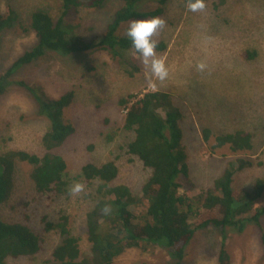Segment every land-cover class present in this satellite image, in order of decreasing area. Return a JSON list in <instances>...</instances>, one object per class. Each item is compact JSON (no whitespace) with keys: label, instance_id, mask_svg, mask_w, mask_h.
Here are the masks:
<instances>
[{"label":"rangeland","instance_id":"1","mask_svg":"<svg viewBox=\"0 0 264 264\" xmlns=\"http://www.w3.org/2000/svg\"><path fill=\"white\" fill-rule=\"evenodd\" d=\"M9 2L18 12L21 24L0 40V74L34 43L33 34L27 28L29 15L40 10L56 20L60 14V5L55 0ZM155 2L157 0H145L138 9L141 12L154 10ZM222 3L209 0L205 2L204 10L192 12L184 0L166 2L159 17L165 25L152 37L157 47L163 46L155 49L156 57L168 69L163 81L150 73L140 57L132 63L137 72L131 67L135 74L129 77L124 73L128 67L118 58L100 52L78 56L47 52L44 57L15 72L12 80L39 87L51 98L74 92L73 102L64 111L74 133L53 152L66 164L65 177L70 184L66 194L56 197L37 195L29 179L31 167L25 163L15 164L14 189L0 207V220L29 226L40 234L41 249L31 259L8 260V264H44L61 237L55 231L44 234L41 219L46 217L48 222H54L61 212L69 216V229L79 239L81 252H88L84 220L86 212L94 205L91 197L96 196V186L86 184L78 177L84 165L115 162L119 172L114 183L140 195L151 171L143 168L137 158L125 153V143L134 134L122 128L125 111L119 102L128 95L140 97L153 91L172 94L173 103L183 114L180 128L189 179L195 185L192 197L209 188L227 169V164L233 169L238 165V157L230 154L227 148L211 151L215 141L210 138L209 144L203 142L201 132L205 128L213 137L239 130L252 133L253 150L247 153L248 158L264 163L261 153L264 151V132L261 130L264 126V8L256 0H225ZM122 4L119 0H105L102 9H81L78 15L82 20L81 27L74 36L87 43L97 42ZM3 5L4 0H0L1 10ZM246 49L256 50L255 59L245 60ZM124 54L131 58V52ZM201 64L203 69L197 67ZM48 128V120L37 114L26 91L12 85L0 99V153L24 151L41 156L44 152L41 138ZM112 136L113 140L108 142V137ZM263 174L261 168H245L235 174L233 185L247 190L254 179ZM76 184L82 188L73 193L71 189ZM261 203L264 204V199ZM262 224L264 228V218ZM227 232L225 248L229 253V264H264L253 225L241 234L231 229ZM220 240L221 234L215 228L196 231L186 250L184 264H218ZM118 258L116 264H173L166 250L155 247L147 252L130 249Z\"/></svg>","mask_w":264,"mask_h":264},{"label":"trees","instance_id":"2","mask_svg":"<svg viewBox=\"0 0 264 264\" xmlns=\"http://www.w3.org/2000/svg\"><path fill=\"white\" fill-rule=\"evenodd\" d=\"M55 1L60 5L59 17L54 20L47 12H32L27 28L33 34V45L25 48L0 74V99L16 84L26 91L37 114L49 122V128L41 138L44 151L41 156L24 151L0 153V207L8 201L14 189L13 168L17 162L31 167L29 179L37 195L61 196L67 193L70 185L65 177L64 160L53 152L74 133L73 125L64 117L65 109L73 102L74 92L51 98L39 87L12 80L15 72L44 57L47 52L65 56L100 52L118 58L128 67L124 73L133 77L137 69L132 63L139 55L125 37L128 22L162 16L163 6L168 0H157L154 10L143 12L139 11L138 5L141 2L144 4L145 0H119L123 3L122 7L115 12L111 23L97 42L89 43L74 36L82 23L79 12L81 9H102L105 0ZM207 1L204 0V3ZM223 1L220 0V3ZM256 1L264 8V0ZM184 2L187 4L188 0ZM1 8L0 40L21 24L18 12L9 0H4L3 10ZM125 52H131V58H127ZM244 54L245 60L250 61L255 59L256 50L246 49ZM119 104L125 111L122 128L134 134L125 143V153L137 158L151 174L138 196L126 186L114 183L119 172L115 162L84 165L78 177L84 183L96 186V196L91 197L94 205L86 212L84 220L88 252H81L79 239L69 229V216L61 212L54 222H48L46 217L41 220L44 234L55 231L61 237L60 243L52 249L44 264H116L115 260L127 250L147 252L153 247L166 250L173 264H184L186 250L195 232L208 227L217 229L221 234L218 264H229V253L225 248L227 231L231 229L241 234L250 225L257 230L264 256V204L261 203L264 199V174L254 179L252 187L247 190L233 185L235 174L245 168L264 170V163L259 160L253 162L248 158L247 153L253 150L254 135L239 130L213 137L212 132L205 128L201 132L203 142L209 144L210 138L215 141L210 147L211 151L227 148L230 154L238 157V165L233 169V166L227 164V169L209 188L192 197L195 185L189 179L186 149L180 128L183 114L173 103L172 94L153 91L143 93L140 97L128 95ZM261 130L264 132V126ZM108 138V142L113 140V136ZM261 153L264 154V151ZM40 244V234L29 226L0 220V264H8V260L20 258L31 259L39 253Z\"/></svg>","mask_w":264,"mask_h":264},{"label":"clouds","instance_id":"3","mask_svg":"<svg viewBox=\"0 0 264 264\" xmlns=\"http://www.w3.org/2000/svg\"><path fill=\"white\" fill-rule=\"evenodd\" d=\"M187 8L189 11H202L205 8L204 0H188ZM165 21L159 17L147 19H133L128 22L125 37L130 41L131 48L142 59L150 73L158 80L163 81L168 75V69L164 62L156 57V41L152 39L154 33L163 28ZM203 69V65L197 66ZM82 185L76 184L72 187L73 193L79 192ZM106 211V209H105Z\"/></svg>","mask_w":264,"mask_h":264},{"label":"bare ground","instance_id":"4","mask_svg":"<svg viewBox=\"0 0 264 264\" xmlns=\"http://www.w3.org/2000/svg\"><path fill=\"white\" fill-rule=\"evenodd\" d=\"M243 131V130H242ZM246 143V142H245ZM263 146V145H262ZM250 152V151H249ZM227 157V156H226ZM111 182V181H110ZM97 194V193H96ZM42 220V219H41ZM254 238V237H253ZM22 242V241H21ZM31 249V248H30ZM120 255V254H119ZM45 258V257H44ZM119 259V258H118Z\"/></svg>","mask_w":264,"mask_h":264}]
</instances>
